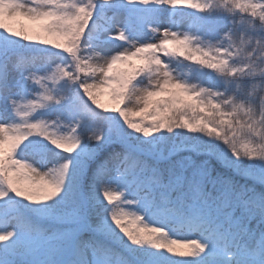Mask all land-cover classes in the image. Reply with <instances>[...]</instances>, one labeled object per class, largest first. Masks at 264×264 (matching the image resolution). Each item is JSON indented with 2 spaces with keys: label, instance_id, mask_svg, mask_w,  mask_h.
<instances>
[{
  "label": "snow or ice",
  "instance_id": "obj_1",
  "mask_svg": "<svg viewBox=\"0 0 264 264\" xmlns=\"http://www.w3.org/2000/svg\"><path fill=\"white\" fill-rule=\"evenodd\" d=\"M0 264H264V0H0Z\"/></svg>",
  "mask_w": 264,
  "mask_h": 264
},
{
  "label": "rangeland",
  "instance_id": "obj_2",
  "mask_svg": "<svg viewBox=\"0 0 264 264\" xmlns=\"http://www.w3.org/2000/svg\"><path fill=\"white\" fill-rule=\"evenodd\" d=\"M21 21H23L25 23H28L27 21H24V20H21ZM99 99L101 100V103H103V104H107L108 102H110V108L114 107V101H112V99H111V97L109 95H107V94L101 95L99 97ZM135 226H136L135 223L133 225H130V227H135ZM185 235L186 234L184 232H178L177 235L174 238L175 239H181ZM188 238H190V239H196L197 237L195 235H193V236H190ZM175 258L179 259V257H175Z\"/></svg>",
  "mask_w": 264,
  "mask_h": 264
},
{
  "label": "trees",
  "instance_id": "obj_3",
  "mask_svg": "<svg viewBox=\"0 0 264 264\" xmlns=\"http://www.w3.org/2000/svg\"><path fill=\"white\" fill-rule=\"evenodd\" d=\"M25 24H27V23H25V22H23V21L20 20L19 23L14 24V27L21 28V27H23ZM105 106H106L107 108H110V102H108L107 104H105Z\"/></svg>",
  "mask_w": 264,
  "mask_h": 264
}]
</instances>
